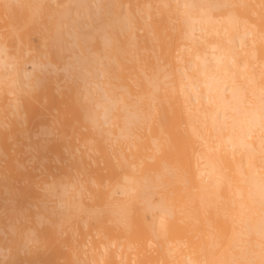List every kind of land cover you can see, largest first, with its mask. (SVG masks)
<instances>
[{"label":"bare ground","instance_id":"bare-ground-1","mask_svg":"<svg viewBox=\"0 0 264 264\" xmlns=\"http://www.w3.org/2000/svg\"><path fill=\"white\" fill-rule=\"evenodd\" d=\"M0 218V264H264V0H0Z\"/></svg>","mask_w":264,"mask_h":264},{"label":"rangeland","instance_id":"rangeland-1","mask_svg":"<svg viewBox=\"0 0 264 264\" xmlns=\"http://www.w3.org/2000/svg\"><path fill=\"white\" fill-rule=\"evenodd\" d=\"M158 199H159V195H157V196L154 197V200H155L156 202H158ZM3 220H4L5 222H6V221L8 222V223L6 222V225H9V221L7 220V218H4V219H3V218H2V219L0 218V228H2V225L5 226V222H3ZM2 223H4V224H2ZM1 224H2V225H1ZM0 233H1V236L3 237L4 234L2 235L1 230H0ZM7 236H8V238H9L11 235H10V236L7 235ZM7 236H6V237H7ZM10 239H11V238H10ZM10 239H9V240H10ZM7 240H8V239L6 238V239H5L6 243L9 241V240H8V241H7ZM10 242H11V241H10ZM10 242H8V243H10Z\"/></svg>","mask_w":264,"mask_h":264}]
</instances>
